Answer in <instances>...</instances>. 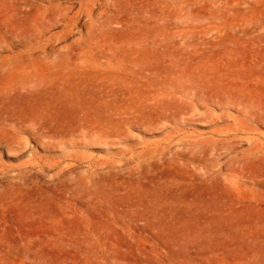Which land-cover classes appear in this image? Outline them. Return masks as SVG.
<instances>
[{
    "label": "rangeland",
    "instance_id": "obj_1",
    "mask_svg": "<svg viewBox=\"0 0 264 264\" xmlns=\"http://www.w3.org/2000/svg\"><path fill=\"white\" fill-rule=\"evenodd\" d=\"M0 264H264V0H0Z\"/></svg>",
    "mask_w": 264,
    "mask_h": 264
}]
</instances>
